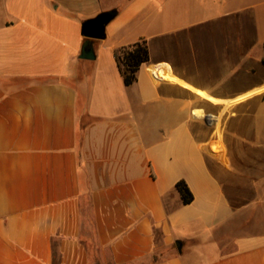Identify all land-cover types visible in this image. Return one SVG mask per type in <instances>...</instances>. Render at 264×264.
I'll return each mask as SVG.
<instances>
[{
	"label": "crops",
	"instance_id": "0c3cea01",
	"mask_svg": "<svg viewBox=\"0 0 264 264\" xmlns=\"http://www.w3.org/2000/svg\"><path fill=\"white\" fill-rule=\"evenodd\" d=\"M244 146L264 158V0H0V264H264Z\"/></svg>",
	"mask_w": 264,
	"mask_h": 264
},
{
	"label": "trees",
	"instance_id": "16d2710c",
	"mask_svg": "<svg viewBox=\"0 0 264 264\" xmlns=\"http://www.w3.org/2000/svg\"><path fill=\"white\" fill-rule=\"evenodd\" d=\"M110 20L117 15V10L106 13ZM115 57L118 68L123 76L126 86H132L137 81V74L145 63L150 61V50L145 40L132 45L124 46L116 50ZM176 190L181 196L184 205H190L194 201V195L186 182L176 184Z\"/></svg>",
	"mask_w": 264,
	"mask_h": 264
},
{
	"label": "rangeland",
	"instance_id": "374dc122",
	"mask_svg": "<svg viewBox=\"0 0 264 264\" xmlns=\"http://www.w3.org/2000/svg\"><path fill=\"white\" fill-rule=\"evenodd\" d=\"M235 157L238 158V163L243 165L250 164L253 165V170L244 171L245 175L243 178L251 179L253 178L255 181L261 180L264 182V158L262 157L261 152L257 150H249L246 146L243 147L241 151L235 152ZM243 169V168H242ZM242 171L240 167H238V173ZM225 177V176H224ZM240 175L236 178H231V183H228V188L230 195L233 197L234 202H238L240 205L244 204L248 201L245 197H242L243 194H247V184L244 181H240ZM235 188V189H234Z\"/></svg>",
	"mask_w": 264,
	"mask_h": 264
},
{
	"label": "water",
	"instance_id": "95a60500",
	"mask_svg": "<svg viewBox=\"0 0 264 264\" xmlns=\"http://www.w3.org/2000/svg\"><path fill=\"white\" fill-rule=\"evenodd\" d=\"M109 22V16L104 13L84 23V25L82 26V35L87 40L82 47V52L80 55L81 59H96L92 40H104L106 38V26ZM176 246L178 251L182 252V244L180 241L176 242Z\"/></svg>",
	"mask_w": 264,
	"mask_h": 264
}]
</instances>
